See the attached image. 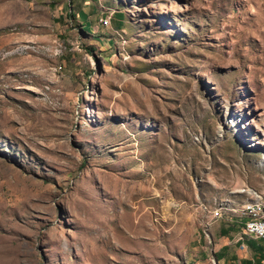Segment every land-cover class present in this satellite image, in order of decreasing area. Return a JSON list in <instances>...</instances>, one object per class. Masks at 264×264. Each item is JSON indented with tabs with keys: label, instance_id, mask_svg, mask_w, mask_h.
I'll list each match as a JSON object with an SVG mask.
<instances>
[{
	"label": "rangeland",
	"instance_id": "rangeland-1",
	"mask_svg": "<svg viewBox=\"0 0 264 264\" xmlns=\"http://www.w3.org/2000/svg\"><path fill=\"white\" fill-rule=\"evenodd\" d=\"M256 203L264 0H0V264H264Z\"/></svg>",
	"mask_w": 264,
	"mask_h": 264
},
{
	"label": "crops",
	"instance_id": "crops-1",
	"mask_svg": "<svg viewBox=\"0 0 264 264\" xmlns=\"http://www.w3.org/2000/svg\"><path fill=\"white\" fill-rule=\"evenodd\" d=\"M72 7L75 8L74 5ZM85 18L86 20L88 19L87 15L85 16ZM113 18L114 20L112 21ZM112 19L111 22L115 23L114 26L118 28V30H122L123 27H125L126 20H124V24H122L120 23L119 20L116 19V15L115 16L113 15ZM78 23L83 24L84 22H81L80 20V22ZM248 219L249 218L247 216H245L244 218L238 217L236 219L227 218L226 220H224L227 223H222V222L218 223L219 229L218 230L216 229L214 234L215 237L228 240V241H223L217 253L218 256L220 257V261L224 260L226 263L228 260L229 261L236 260V256L234 254H232L229 259H227L226 257H228L227 255H229L230 253L232 252L234 253V251H236L237 248L250 249L253 252L252 258L254 257L257 258V260L260 259L264 260V240L256 239L255 237L250 236L245 232V227L247 225L246 222L248 221ZM254 258H253V262L258 263L259 261H256Z\"/></svg>",
	"mask_w": 264,
	"mask_h": 264
},
{
	"label": "bare ground",
	"instance_id": "bare-ground-1",
	"mask_svg": "<svg viewBox=\"0 0 264 264\" xmlns=\"http://www.w3.org/2000/svg\"><path fill=\"white\" fill-rule=\"evenodd\" d=\"M105 23L108 24L109 20H105ZM258 207L259 209H257ZM261 207L262 204L256 203L248 208L249 212L252 214V217L246 225V233L255 237L256 239L264 240V233L256 232L255 229H251V224L264 225V210H262Z\"/></svg>",
	"mask_w": 264,
	"mask_h": 264
},
{
	"label": "trees",
	"instance_id": "trees-1",
	"mask_svg": "<svg viewBox=\"0 0 264 264\" xmlns=\"http://www.w3.org/2000/svg\"><path fill=\"white\" fill-rule=\"evenodd\" d=\"M115 15H116V19L119 20L120 23L124 24L125 14H124L123 10L122 9H118L116 11ZM71 16L73 17V19H76L77 22H80L79 16L77 17L76 14L74 12H72V11H71ZM81 26H82L83 30L86 31L87 27H86L85 23H83V24L81 23ZM216 258L218 259V261H220V257L218 256V254H216Z\"/></svg>",
	"mask_w": 264,
	"mask_h": 264
},
{
	"label": "built area",
	"instance_id": "built-area-1",
	"mask_svg": "<svg viewBox=\"0 0 264 264\" xmlns=\"http://www.w3.org/2000/svg\"><path fill=\"white\" fill-rule=\"evenodd\" d=\"M247 189L249 188H246L244 190H242V192H247ZM259 196V195H258ZM204 211L209 213L208 212V209H205L204 208ZM211 215V220H212V213H209ZM224 218H221V220H223ZM210 225V223H209ZM251 229H255L256 232H261V233H264V225H258V224H251Z\"/></svg>",
	"mask_w": 264,
	"mask_h": 264
}]
</instances>
